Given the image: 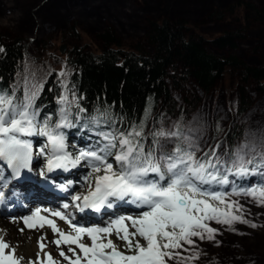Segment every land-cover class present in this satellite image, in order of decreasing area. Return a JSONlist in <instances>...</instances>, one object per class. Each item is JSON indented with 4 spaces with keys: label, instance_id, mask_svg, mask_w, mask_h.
<instances>
[{
    "label": "snow or ice",
    "instance_id": "1",
    "mask_svg": "<svg viewBox=\"0 0 264 264\" xmlns=\"http://www.w3.org/2000/svg\"><path fill=\"white\" fill-rule=\"evenodd\" d=\"M59 75L63 77L65 73ZM41 87L26 89L20 99L0 91V164H6L15 178H19L23 170L33 172L34 145L28 138L44 137L46 143L36 152L46 160L44 167L39 169V176L47 179L48 173L57 169L67 171L82 160L93 172L103 173L96 176L94 189L87 195L73 197L76 201L83 200L82 206L76 205L81 211L85 208L96 212L111 209L114 201L147 209L135 217L120 216L105 227H79L64 212L51 213L65 221L77 235L64 232L53 220L39 217V227L43 228L46 223L54 235L58 233L62 238L52 241L57 247L63 241L66 245H76L83 253L81 256L75 248L69 247L68 252L75 256L72 259L60 251L59 255L69 260L70 264H81L82 260L85 264H168V261L186 264L189 259L198 257L199 253L185 257L176 250L188 251L185 245L195 247L194 238L214 241L219 230L211 226L213 222L230 228L236 222L257 227L245 218L242 205L227 198L230 195H244L264 207V184L238 188L235 180L229 179L230 176L244 178L257 173L264 176V134L258 133L253 137L250 133L243 143L237 145L233 155L223 159L216 155V148L211 154L206 152L203 157H197L198 137L193 135V130L183 129L180 125L154 131L152 142L146 150L143 124L127 131H117L113 124L109 126L111 130L98 133L101 139L95 147L81 150L73 156L67 151L66 137L61 131L76 126L71 119L73 101L67 94L68 87L64 85L66 94L58 101L61 107L55 122L50 115L41 118L35 105ZM76 107L78 113L84 111L79 104ZM90 121L95 126L102 122L101 117L97 116L91 117ZM169 141H175L173 146L169 147ZM49 146L50 150L46 151ZM110 157L115 167L113 162H109ZM2 171L3 167H0ZM150 175L155 178L149 179ZM230 184L233 186L230 193L213 190ZM0 187H3L2 183ZM2 197L3 192L0 191ZM63 207L67 209L69 205ZM39 212L40 209H37L34 215ZM30 220L31 216L25 217L24 223L32 228ZM113 232L117 239L125 242L130 254H125L113 242L110 238ZM84 235L90 238V245L82 242ZM137 236L145 243L135 240ZM39 247L43 249L45 244L39 243ZM46 257L47 264H57L50 253ZM21 259L15 255V248L0 238V264H19ZM39 264H43V261H39Z\"/></svg>",
    "mask_w": 264,
    "mask_h": 264
},
{
    "label": "rangeland",
    "instance_id": "2",
    "mask_svg": "<svg viewBox=\"0 0 264 264\" xmlns=\"http://www.w3.org/2000/svg\"><path fill=\"white\" fill-rule=\"evenodd\" d=\"M9 1L4 3V0H0V40L4 42L12 37H21L25 44H30L31 51H40L45 57L51 53L62 57L74 47L98 52L111 45L152 52L153 47L146 42L150 21L166 18L185 22L188 33L195 37L202 36L207 42L220 35H239L235 47H217L210 42V51L248 65H264V24L246 21L242 16L245 10L236 7L239 2L261 7L264 0H53L50 5L47 3L41 7L38 5L40 0ZM35 22L40 24L38 28L41 26L43 31L34 29ZM105 35H110L112 43L108 44ZM64 44L67 48L65 53H61L60 48ZM57 68L62 70L60 65ZM254 83L241 80L237 71L231 68V75L218 81L209 92L195 84L173 88L176 108L163 107L161 129L168 130L174 125L191 129L193 135L198 137L197 157H202L205 152L211 154L216 148V155L227 159L230 149L227 133L236 136L232 141L233 154L237 145L243 143L250 133L253 137L258 133L264 134V91ZM173 142L169 141L168 144ZM49 150L50 146L46 151ZM37 163L40 169L46 160L37 155ZM79 167L82 171L75 190L85 184H95L96 176L103 174L93 172L87 162H80ZM258 175L249 176L248 183L253 185ZM230 180L235 179L231 177ZM232 187L230 184L225 193H230ZM85 191L76 196H81ZM227 199L242 205L245 218L257 227L236 222L230 228L213 222L211 226L219 230L214 241L194 238L195 247L185 245L188 251L177 250L185 257L199 253L198 257L189 259L186 264H264V207L244 195H230ZM66 213L71 219L75 217L73 207ZM134 239L145 243L139 236ZM119 244L125 254H129L125 242ZM14 248L18 256V247ZM37 249V264L39 261L46 264L48 252L41 251L39 247ZM20 262L30 264L31 261L25 263L21 259ZM169 262L178 264L177 261Z\"/></svg>",
    "mask_w": 264,
    "mask_h": 264
},
{
    "label": "trees",
    "instance_id": "3",
    "mask_svg": "<svg viewBox=\"0 0 264 264\" xmlns=\"http://www.w3.org/2000/svg\"><path fill=\"white\" fill-rule=\"evenodd\" d=\"M243 5L239 2L236 7L245 10L241 14L246 21L264 24V5ZM105 37L108 44L112 43L110 35ZM239 37L220 35L210 42L217 47H235ZM12 38L0 40V91L20 99L26 89L42 86L35 105L41 118L50 115L55 122L66 84L73 101L71 119L76 125L70 133H82L83 139L95 138L94 133L111 130L109 126L113 124L117 131L143 124L147 150L152 133L162 128L163 107L176 108L173 88L195 84L209 92L218 81L231 75V68L241 80L253 81L264 91V65L252 66L214 54L206 38L191 35L185 22L179 20L150 21L146 42L153 47L152 52L111 45L98 52L74 47L62 57L55 53L45 57L40 51H31L30 44L21 37ZM61 72L65 76L61 77ZM76 104L84 111L78 113ZM94 116L101 117L99 126L90 121ZM226 137L232 148L236 136L227 133Z\"/></svg>",
    "mask_w": 264,
    "mask_h": 264
},
{
    "label": "bare ground",
    "instance_id": "4",
    "mask_svg": "<svg viewBox=\"0 0 264 264\" xmlns=\"http://www.w3.org/2000/svg\"><path fill=\"white\" fill-rule=\"evenodd\" d=\"M4 1H5L4 3H7V0H4ZM52 1L53 0H40V2H38V5L40 7L47 4V3H49V5H50V3H52ZM8 2H10V1L8 0ZM38 24L39 23L35 22L34 29L37 28L41 31L42 30L41 26H39V28H38ZM11 39H13V38H11ZM42 109H45V108H42ZM31 139H33V137H31ZM34 174L36 175L37 172L33 171L32 175H34ZM39 191L43 195L44 199L50 200L49 201L50 202L49 209H46V207L43 208V210L48 215H50V213H49L50 210H55V204L58 203V201L62 200L65 202V199L67 198V197L55 198L50 193H47L43 190H39ZM13 197H15V198H13ZM37 197L30 196V195H18V194H16V196H12V193H8L7 197H5V199L3 200L4 206H5V209L3 210V212H4V215L6 217H2L0 215V238H2L5 242L10 244L11 246L18 247V253L17 254L19 257L23 258L22 261L25 263H28L30 261L31 262L32 261L38 262V259H36V256H37V253L39 251L37 249L38 248L37 245L34 244L37 242L38 246H39V243L45 244V247L43 249H41V248H39V249L41 251L45 250L48 253H50L54 257V260L57 262V264H66V263L70 264V261L65 260L63 257H61L59 255V252L64 251L69 257H71L72 259H75V256H73V254L71 252H68V248H69V246L75 247L76 245H69L68 246V245L64 244L63 242H61L60 246L57 247V245L52 242V241H54L53 239L56 235V234L54 235L53 230L46 223H45V226L43 228L39 227V224L41 223V221L39 220V217L42 216V217L47 218V215L44 212H42V210L40 209L39 206L33 204V203H37L40 206H45L44 201H42L39 198L40 196H37ZM22 200L24 202H22ZM14 204H18L17 209L12 213H8V210ZM25 204H28V206ZM8 205H10L9 209H7ZM33 206H36L37 208L40 209L39 214L33 216V219H34L33 220L34 221V229L33 230H28L29 228L24 227V224L23 225L19 224V221L17 219L11 218V216H13L16 213L24 212L23 210L26 209L25 207L31 208ZM116 209L118 211L120 209V207L117 206ZM36 212H33V213H36ZM126 212H131V211H129V209H127ZM26 216H28V213L26 214ZM134 216H138V215L134 214ZM47 219H49V218H47ZM100 221H103V218H100ZM65 223H66L65 221L60 220L59 218L56 219V224L62 230L67 228ZM80 224L83 225L85 223H83V224L80 223ZM93 224L94 223H92L90 225H93ZM68 228L70 229L71 232L66 231L67 233H71L72 235H77L71 227H68ZM21 230H23V231H21ZM83 239L89 240L86 242V244L88 242H91L90 238H88L86 235L83 236ZM111 239L113 240V238H111ZM116 244L118 245L119 249L121 251H123L120 244L119 243H116ZM75 250H76L77 254L83 256V253L80 252V249L76 248Z\"/></svg>",
    "mask_w": 264,
    "mask_h": 264
},
{
    "label": "water",
    "instance_id": "5",
    "mask_svg": "<svg viewBox=\"0 0 264 264\" xmlns=\"http://www.w3.org/2000/svg\"><path fill=\"white\" fill-rule=\"evenodd\" d=\"M67 46L64 44L61 46L60 51L61 53H65Z\"/></svg>",
    "mask_w": 264,
    "mask_h": 264
}]
</instances>
